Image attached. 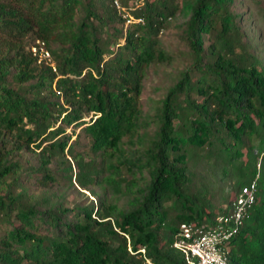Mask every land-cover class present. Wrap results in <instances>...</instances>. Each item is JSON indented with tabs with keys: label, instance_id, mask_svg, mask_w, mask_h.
Wrapping results in <instances>:
<instances>
[{
	"label": "trees",
	"instance_id": "16d2710c",
	"mask_svg": "<svg viewBox=\"0 0 264 264\" xmlns=\"http://www.w3.org/2000/svg\"><path fill=\"white\" fill-rule=\"evenodd\" d=\"M114 1L0 0V264H185L255 180L229 259L264 264V0Z\"/></svg>",
	"mask_w": 264,
	"mask_h": 264
},
{
	"label": "built area",
	"instance_id": "2783aa9c",
	"mask_svg": "<svg viewBox=\"0 0 264 264\" xmlns=\"http://www.w3.org/2000/svg\"><path fill=\"white\" fill-rule=\"evenodd\" d=\"M114 4L120 11H125L119 0H115ZM124 18L127 26L135 22L129 14H124ZM41 58L50 60L49 53L43 47ZM258 191L257 180L243 187L234 198L229 213L219 216L212 227L183 223L174 247L183 252L185 264H231L229 245L249 218L257 203Z\"/></svg>",
	"mask_w": 264,
	"mask_h": 264
},
{
	"label": "rangeland",
	"instance_id": "374dc122",
	"mask_svg": "<svg viewBox=\"0 0 264 264\" xmlns=\"http://www.w3.org/2000/svg\"><path fill=\"white\" fill-rule=\"evenodd\" d=\"M124 12V11H122ZM129 14V11H126V15ZM259 32L257 31V28L254 29V36H258ZM162 39L165 43H167L169 46H171L173 49L178 48L177 43V30L174 24L170 27V29L166 30L163 35ZM29 44H39L38 42L34 43L32 39L27 40V45ZM208 46V44H207ZM28 50V47H27ZM35 50V49H34ZM41 51V50H40ZM35 52V51H34ZM187 64V61L184 59L179 60L177 64H175L176 67L172 69H164L162 73L159 75H152L149 81L146 84V88L143 93V100L147 106H150L152 104L153 100H158L165 94V89L172 84L171 77L168 76V74H176V71L178 68L182 67L184 64ZM168 72V73H167ZM172 72V73H171ZM146 106V108H148ZM26 157H31V154H27ZM236 192L233 189V184L228 181H219V183L216 186V190L214 192V198L213 203L216 208L222 209V210H228L230 206V201L234 198ZM87 196L91 201H93L95 204H97L96 198L90 195V193H87ZM79 201H85L81 198H79Z\"/></svg>",
	"mask_w": 264,
	"mask_h": 264
}]
</instances>
